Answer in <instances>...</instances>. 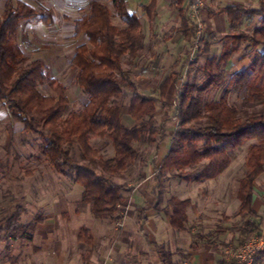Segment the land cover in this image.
Instances as JSON below:
<instances>
[{
    "label": "trees",
    "instance_id": "obj_1",
    "mask_svg": "<svg viewBox=\"0 0 264 264\" xmlns=\"http://www.w3.org/2000/svg\"><path fill=\"white\" fill-rule=\"evenodd\" d=\"M108 1L123 28L115 25L111 9L101 0H90L86 14L74 22L75 38H87L85 44L76 48L71 61L87 103L80 113L68 115L67 86L50 74L42 59L26 56L17 41L21 22L40 18L48 25L52 14L23 0L6 2L0 15V104L12 121L23 125L24 135L40 140L31 160L46 161L58 174L73 176L83 188L81 202L90 205L95 218L108 220L113 225L122 224L128 199L125 194H130L133 188L116 183L114 178L137 165L142 159L141 148L154 147L157 152L170 138L169 151L155 169L154 202L150 209L139 213V221L144 227L148 222L147 213L154 210L167 215L173 229L185 232L192 201L171 197L162 208L165 176L186 183L215 180L231 166L236 151L256 141L248 147L246 171L237 192L238 215L245 219L241 245L246 243L260 233L254 193L256 182L264 173V109L251 112L248 108L264 105V52L259 51L264 49V2L258 8L237 5L210 11L211 15L225 14L236 32L255 19L259 25L251 35L239 31L226 35L220 40V54L208 56L212 43L198 49L197 57L208 56L204 65L196 69L203 76L200 82L182 80L185 77L181 69L164 80L159 96H146L132 72L124 69L126 59L133 63L142 57L146 41L144 25L136 13L129 12L126 0ZM171 1L182 20L181 27L173 33H182L188 38L193 30L183 7L187 0ZM157 3L158 0H151L149 6L142 7L149 17ZM244 46L255 51L249 68L231 71L229 64L233 56ZM180 82L173 114L166 110L158 118V111L169 107L165 99L170 87ZM232 88L247 92L242 108L230 103ZM213 92H221L220 98L207 102ZM124 93L130 95L128 115L134 122L131 126L123 121ZM173 123L177 125L170 134L168 126ZM91 139L106 140L113 147L114 156L104 159L91 147ZM76 146H80L79 158L74 154ZM22 212L17 206L14 213L0 220V245L7 240L22 244L33 241L41 216L23 224ZM78 238L87 245L94 243L88 228H82ZM157 251L163 264H173L170 253L163 248ZM89 260L90 256L84 264H91Z\"/></svg>",
    "mask_w": 264,
    "mask_h": 264
},
{
    "label": "rangeland",
    "instance_id": "obj_2",
    "mask_svg": "<svg viewBox=\"0 0 264 264\" xmlns=\"http://www.w3.org/2000/svg\"><path fill=\"white\" fill-rule=\"evenodd\" d=\"M27 3L35 6L40 11H46L48 9L51 14H56L58 10L53 7L49 0H23ZM89 0H77L75 2L76 7H81L75 13L76 20L79 19L82 15L86 14L87 2ZM165 0H160L161 7ZM232 2V0H230ZM230 1H228L230 3ZM255 1V0H250ZM46 2V3H45ZM106 4L112 11L114 15L113 21L115 25L119 28H123V24L120 22V19L117 17L111 2L108 0H101ZM138 2L144 5H149L151 0H127V6L129 12H136L137 16L140 18L142 24L145 26V49L142 53V57L131 63L128 59L124 61V69L126 71H131L134 79L139 76V70L149 65V62L152 59H162V62L168 69H171L175 72L183 70V78L185 81L200 82L203 78L196 69L204 65L208 56H196L195 55V43H196V21L189 16L192 24L191 29L193 30L191 36L182 40L179 45L172 46L169 44L170 37H174L173 31L181 27L182 20L179 13L175 10L172 17H167L164 19L167 20V28L165 31L162 30L160 39L157 40L156 37L152 38L153 31L150 30L149 24L147 23L148 15L142 8H139ZM249 0H246L245 7L247 8H258L260 5L256 4L254 6L248 5ZM56 3H58L56 1ZM212 3V0H209V4ZM213 4V3H212ZM215 4V3H214ZM228 5L227 0H222L220 4L211 5L216 8L220 6ZM206 9V4L201 10ZM2 15V12L0 13ZM203 16V15H202ZM53 18V15H52ZM52 18L50 20H52ZM49 20V21H50ZM37 21V19H31L28 21H23L20 23L19 34H18V43L19 39L24 30H28L32 27V24ZM72 19L69 18L70 23ZM74 21V19H73ZM204 21V19H203ZM62 23H65L62 20ZM145 23V24H144ZM254 24V23H253ZM253 24L245 29V25L240 28L238 31L245 33L247 35L253 34L255 30ZM47 33L50 28H45ZM154 29V28H153ZM237 31V32H238ZM237 33L234 30H230L228 34ZM204 33L201 39L204 37ZM226 34V35H228ZM217 36L214 38L213 43H217V40L224 39L226 36ZM36 36V35H35ZM167 39V40H165ZM199 41V48H203L205 45V40ZM43 39H37L38 44H41ZM51 45L57 46L58 40H51ZM221 43V42H220ZM217 45V44H216ZM40 49L41 47L37 45ZM217 47V46H216ZM160 48H163L161 52H158ZM216 49V48H215ZM72 52L65 53L66 57L69 59ZM260 52H264L263 48L259 49ZM157 52L159 53L157 55ZM255 53L253 49H249L244 46L239 52L238 56H235V64H229L230 70L235 72H240L245 70V67L241 69L243 65H240L237 59L243 57L244 61H248L250 57ZM64 55V56H65ZM65 60L62 57V61ZM164 61V62H163ZM240 67V68H239ZM54 70L50 74L59 79L64 83L68 88V97L70 100V106L67 109L66 115L69 113H80L87 103V99L81 93L78 84H77V70L73 65L68 62L64 64L55 65ZM182 82V81H181ZM179 83V88L177 89V98L182 83ZM44 93H47V90H42ZM221 92H213L207 97V102H212L220 98ZM246 91H236L235 89H230V103L239 108L243 107V100L246 96ZM129 94L124 93L122 98L123 104H121L123 121L128 118L132 121L128 115V100ZM156 96V95H153ZM159 96V93L157 94ZM177 102V100H176ZM174 107L169 106L168 108H163L161 110H167L172 115L174 112ZM264 105L251 106L248 108L249 111H258L263 110ZM159 110V111H161ZM162 114H158V118ZM17 122L12 121L9 116L3 121H0V220L14 213L17 206H20L23 209L21 215V222L23 224H28L36 216H41V224L38 227H54L53 229L49 228L48 235L62 241L66 244H71L72 241H76L79 230L82 227L90 228L94 231V235L100 234L105 227V233H107V227H117V224L113 226L108 220L95 218L91 213V207L88 204L82 203V193L83 188L81 185L77 184L74 180V177L71 175H62L58 174L52 166L46 162H36L31 160L32 155L36 154L38 149L37 145L40 142L38 138L32 135H24L22 130H19ZM176 123L171 124L168 127L170 134L176 128ZM129 126V125H127ZM256 143V141H251L247 143L242 149L235 152L233 156V162L228 170L217 179L212 181H207L203 183H186L181 182L178 179L170 177L167 175L164 178V189L166 192L163 197L162 208L167 206V201L171 197H177L180 199H191L193 202L192 207L189 209L188 213L191 214V211L197 208L200 214L199 221L196 220L195 216H190L189 227H203L200 233H205L204 228L208 230H227L229 232H237L241 229L242 225L245 222V219L241 218L238 215V197L237 192L239 188V182L242 179L246 168H245V157L248 151V147L251 144ZM90 145L93 149H97L100 152V155L104 159H110L114 156V149L111 145H108L106 140L101 139H91ZM169 145L162 144L161 152L155 151L154 147L141 148L142 159L138 161L137 165L132 168L129 172L123 173L119 177L114 178V181L118 184H126L130 187H133L136 183L139 182V179H143L145 173L151 175L153 179L155 176V169H153L152 164L153 160H160L167 152ZM77 158L80 157L81 151L80 146L75 147V153ZM146 160V162H145ZM151 166V167H150ZM147 175V176H148ZM149 175V176H150ZM167 179V180H166ZM153 181V180H152ZM153 181V186H154ZM126 197H129V194H125ZM155 198V196H154ZM255 198L259 204H261L258 212L259 219L257 223L260 227V233H264V174L257 181L255 185ZM128 205H125L124 211V221L122 227H127L131 231L137 232V226L134 222V211L130 212L127 218ZM138 214V212H137ZM136 214V216H137ZM127 219V221H126ZM126 224V226H125ZM98 227L100 229L98 233ZM136 227V228H135ZM121 229V228H120ZM123 229V228H122ZM210 233V232H208ZM214 233V232H213ZM258 233V234H260ZM237 234V233H236ZM204 235V234H203ZM208 237L213 240L216 239V242L220 246H225L217 240V236L210 233ZM236 242L227 244V247L223 248V252L232 249H238L240 246V234L235 237ZM27 242L23 244L21 242H15L12 240H7L0 245V264H39L37 258V252H34L33 249L27 248ZM38 245V241L36 243ZM237 244V245H236ZM245 244V243H244ZM218 245V244H217ZM51 247L54 248V244H48L45 242L42 248V252L48 251ZM89 246H83L82 252L89 251ZM98 251V250H97ZM104 255V253H103ZM105 255H106V246H105ZM101 257V256H100Z\"/></svg>",
    "mask_w": 264,
    "mask_h": 264
},
{
    "label": "crops",
    "instance_id": "obj_3",
    "mask_svg": "<svg viewBox=\"0 0 264 264\" xmlns=\"http://www.w3.org/2000/svg\"><path fill=\"white\" fill-rule=\"evenodd\" d=\"M56 1L58 3H56ZM73 1L77 0H49V2L47 3H51L53 7L58 10L57 15L54 13L52 14L53 18L49 21L48 25L45 24L40 18H37V21L32 24V27L30 29L28 28V30L23 31L19 39V42L22 41L23 44H18L21 47L22 51L26 54V56L31 59H42L50 72L54 70L53 68L55 67V65L68 62L71 63L76 48L87 42L86 37L75 38L74 22L76 21V19L73 17L75 16L76 11L81 7H76L75 2ZM221 1L222 0H212L213 4H209V0H206V9L202 13L205 23V34L203 38L205 40V43H212V46L210 48V56L213 54H220L221 52L222 43H220V40H217L216 45L215 43H213V41L215 40L214 38H217V36H224L228 34L230 30H232L230 22L225 14L211 15L210 11L237 5H246V0H232V2L230 0H227L228 5L226 6H220L218 8H216V6H211L220 4ZM228 1H230V3ZM6 2L7 0H0V13L4 10ZM255 2L261 5L264 0H249L248 5L254 6L256 4ZM190 4L191 0H187L183 6L184 9H186L188 12V17L191 13ZM138 5L140 6L139 8H142L143 6H149L150 4L144 5L141 4V2H138ZM160 5V0H158L156 10L153 12L152 16H148L147 19V23L149 24V26H151L150 30L153 31L152 38L154 39V37H156L157 40L160 39L159 35L161 34L162 30L165 31L167 28V20L165 21L164 19H166L167 17H172L173 13H175L174 11L176 10V8L172 5L171 0H165L162 4V7ZM69 18L72 19V23L68 22ZM62 20H64L65 23H62ZM258 22L259 20L255 19L252 23H245L244 27L246 30H248L247 27L251 26L254 23L253 28L256 29L259 25ZM43 26L45 28H50V30L46 33ZM41 38L43 39V42H41V44H38L37 39L39 40ZM170 38L171 39L169 41V44H171L172 46L179 45L182 40L185 39L182 33L174 34V37ZM53 39L58 40L57 46L51 45L50 41ZM37 45L41 48L39 49ZM72 49L74 51L71 54V57H69L68 59L65 53L72 52ZM162 50L163 48H160L158 52H161ZM158 52L157 55L159 54ZM238 55L239 53L233 56L230 62L231 66L232 64H235V56ZM62 57L65 60L62 61ZM237 60L238 62H240V65L244 64L241 69H243L244 67L245 69H247L251 64L250 60L244 61L243 57ZM161 62L162 59H152V61L149 62V65H146V67L139 70V74H137L139 76L135 78L140 91L146 96H157L164 80L171 73L175 72L171 69H168ZM177 89L178 86H171L168 91L165 103L169 106H173L176 104ZM162 113L163 110L158 111V114ZM5 118H8L7 111L0 104V121H3ZM125 121L129 126L134 124V122L128 120V118ZM16 124L18 125L19 130L23 131V125L21 123ZM170 126L171 125H169L168 127ZM168 141L169 145L166 154L169 151L171 139L167 138L162 143L168 144ZM162 144L159 146L160 152L162 149ZM166 154L160 160L152 161L153 169H156V167L160 166V164L162 163V159L166 156ZM147 175L148 174L145 173L143 179L140 178L139 182L132 187L133 190L129 194L126 202L128 205L127 218L130 212L134 211L135 213V215L133 216L134 222L136 221L135 225L137 226V232H134L135 229L134 231H131L127 227H107L108 230L107 233H105V227H103L104 229L102 233L94 235V231L88 228L92 232L94 243L93 245H87L85 243L79 242L78 235L80 230L82 228H87L82 227L78 232L76 241H72L69 245L64 243L62 239L55 238L54 240V237H50L48 235L49 228L53 229L54 227H37L33 241L31 243H26L27 248L31 247L34 252L38 253L37 258L39 260V264H84L86 258L89 256V261L91 264H98L106 257H110L111 264H163L157 251L158 248H163L165 251L171 254V260L173 264H235L234 262H230L227 260L226 252H223V248L225 246H220L219 243L216 242V239L211 240L208 235L210 233L216 235L217 240H219L222 245L226 244L227 247V244L229 245L230 243L236 242L235 237L239 233V245H241V229L234 233L227 230H208V228H204L203 231L205 233H200L203 227L188 226L190 222V216L194 215L196 220L199 221L200 214L197 215L199 212L197 208L192 210L190 215L187 212L188 223L186 227L187 230L185 232H179L173 229L170 225L167 215H165L164 213L158 214L154 210H150L147 213L148 222L144 227H141L142 224L139 221V213L143 209H150L155 199L153 192L156 184L154 182L155 185L153 186L154 178L152 179L150 174V176ZM260 206L261 204L256 201L254 193V209L256 211H259ZM239 208L240 202L238 203V211ZM198 229H200V232L198 231ZM99 231L100 229L98 230V233ZM37 241L38 245L36 244ZM45 242H47L48 244H54V248L51 247L48 251L46 250L45 252H42L41 246H43ZM83 246H89L90 250L82 252ZM254 264H264V253L260 254L257 257Z\"/></svg>",
    "mask_w": 264,
    "mask_h": 264
},
{
    "label": "built area",
    "instance_id": "obj_4",
    "mask_svg": "<svg viewBox=\"0 0 264 264\" xmlns=\"http://www.w3.org/2000/svg\"><path fill=\"white\" fill-rule=\"evenodd\" d=\"M206 4V0H192L190 17L196 21V43L195 51L199 48V41L204 33L205 23L201 10ZM123 224H117V227H122ZM264 253V233L256 234L252 236L245 244L240 246L238 249H229L226 251L227 260L234 262L235 264H254L257 257ZM98 264H111L110 257H106Z\"/></svg>",
    "mask_w": 264,
    "mask_h": 264
}]
</instances>
